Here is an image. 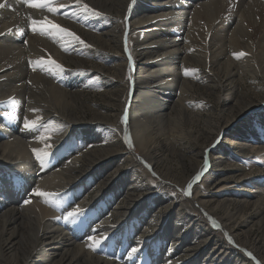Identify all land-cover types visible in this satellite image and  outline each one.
<instances>
[{"label": "rangeland", "instance_id": "rangeland-1", "mask_svg": "<svg viewBox=\"0 0 264 264\" xmlns=\"http://www.w3.org/2000/svg\"><path fill=\"white\" fill-rule=\"evenodd\" d=\"M57 1L52 6L59 7L61 3H66L65 0ZM261 1L264 3V0ZM2 2L6 5L7 0ZM33 2L40 3L41 0H33ZM135 2V0L129 1L128 9L126 8L123 15L112 11V15L108 16L110 22L102 20L101 23L100 21L99 23H89L88 19L83 22H75L80 30L73 29L72 33L70 32L72 38L66 52L73 53L79 58H83L84 61L80 63L79 60H76V62L69 58H63L64 65L60 66L61 69L59 70H66L68 75H75L73 78L80 76V80L83 81V88L78 99L66 98L67 103L71 105L74 112L75 122L60 116L58 109V111L54 112L51 109L43 108L39 110L40 117L35 119L36 126L33 128L37 129V131L34 134V129H26L25 124H22V128H25L22 130L13 124L14 129L11 128L9 130V127H6V129L12 130L11 134L22 135L23 138L28 136L35 137L40 143V147L36 148L38 154H43L46 149L49 151L48 156L45 157V164L41 167L36 155L33 154V150L30 151L32 147H30L31 149L29 148L32 155L31 160L37 165L36 168L39 171L37 173L40 175L52 171L55 169L54 167H61L60 165L63 162V165L67 167L71 160L70 157L75 156L79 151L88 156H94L100 149H108L107 152L116 150V156L113 155L114 157L98 165H92V161L97 158L92 160L83 158L76 165L77 172L85 173L84 177L86 178L83 177L84 180L92 183L83 189L87 198L80 206L81 209L89 211L85 212L87 220L84 218L85 220L83 221L85 215L76 222L70 223H65L62 218L55 219V223L62 227L64 232L69 231L73 234V237L80 238V240L83 238V240H87L89 236L100 235L101 232L107 234L109 239L97 251H93L91 247V252L94 255L107 257L110 260L124 264H135L138 258L144 261L149 260L153 256L154 248L157 253L160 252L158 253L159 258L161 255L164 259L168 258L165 264H169L173 260L176 261L175 264H190L189 259H191L192 253L196 249L199 250L197 247H200L201 250L198 251L200 255H196L198 259L192 264H216L209 263L207 257L213 255V247L218 242L221 244L222 249L226 251V257L218 264H264V193L262 192L263 195L261 194L262 189H264V156L263 160L257 159L256 154L249 147L252 143L248 142L245 136H236L239 135L238 133L243 127L251 126L254 128L260 121L264 122V77L258 73L252 76L250 73L244 72L233 80L226 81L224 67L208 74L205 73L203 62L188 55L184 58V61L189 67L188 71L190 74H185L184 77L188 78L189 84L185 86L184 90L180 86L170 87L167 85L165 87L162 86L163 89H161L155 83L151 85V89L154 88L153 90L158 91V97L162 100H167L169 103L166 114L171 118V121L168 122V126L155 129L153 135L147 139L149 141L144 143L138 141L137 138L142 136V134H148L147 129L151 124V119L145 116L133 122L128 120L129 116H135L146 111L145 108H138L137 105L134 106V110L128 108L131 105L130 102L134 103V99L131 97L134 95V84L136 83L134 72H132L134 68L129 63L132 59V52L127 38L129 29H134V27L129 28L128 22H130L131 9L135 6ZM188 2L192 1L189 0ZM147 5L149 4L146 3ZM2 9L4 7L0 8V11ZM10 10H12V7ZM36 10L46 11L47 9L36 8ZM118 11L122 12L123 9L119 8ZM121 23L124 30L122 41L125 48L122 47L129 53V58L124 53V50H122L124 55H114V52L112 53V50L101 41H98L94 52L85 49L83 46L79 47L81 43L75 38L78 36L84 41L81 45H86L88 38L82 34V31L94 33L97 37L104 31H110L112 26ZM207 26V22L196 23V21L191 20L190 26H187L186 45L211 39L207 32L204 31ZM41 27L35 28L38 34L43 35L42 37L46 39L49 37L48 32L50 29ZM252 28L253 26L249 28V31ZM11 30L12 28L6 29L0 36L6 33L11 34ZM181 31L183 32V30L177 31V34L182 35ZM41 32L44 34H41ZM238 36L240 37L241 34H238ZM247 36L248 34L246 37L242 36L241 39L237 37L233 40L229 38L223 39L217 43V47H220L222 52L231 51L244 46V41L249 42ZM102 38H105V36ZM145 38L152 40L151 36ZM17 43L20 44V40H17ZM186 45H184L185 48ZM263 46L264 42L254 44L250 42V47H253L257 56H264V52H261ZM198 50L200 53L210 51L203 47ZM44 59L39 58V61L36 60L35 62L39 63L41 61L40 63H42ZM124 61L127 64V68L126 70H121L119 66ZM262 61L258 60L256 66L258 67ZM52 62L57 65L55 61ZM150 65L152 67L151 63ZM30 66L28 65L29 70ZM230 67L236 73L235 68L237 69V67L233 64ZM6 68L9 69V67ZM6 68L0 71L2 72ZM152 69L154 68L152 67ZM48 72L45 71L44 75H46V78L54 80L55 83L63 80V77L61 75L58 76L54 71L53 73L51 71ZM121 78H124L123 82H121ZM110 79L116 82L112 85L109 82H105ZM79 84L80 82L76 85ZM76 87L74 86V90H76ZM175 87L176 92H174ZM230 91L233 93L229 94ZM38 93H40L38 98L44 104H54L61 101L59 97L53 95L45 88H41V92ZM240 93L244 95L246 100L255 104V108L242 114L234 121L233 125L220 130L240 110ZM167 96H170V98L168 99ZM181 98L185 100L183 108L186 116L184 119L177 112L179 110L178 102ZM35 100L37 99L35 98ZM151 118L154 117L151 116ZM154 119L156 122L158 121V119ZM0 124H3V122L1 121ZM92 125L96 126V131L100 134L96 141H91L89 138L85 139L84 134L81 133ZM239 125L241 126L237 127ZM227 131H233L232 135L234 136H226ZM130 135L134 136V139ZM3 138L0 137V141H3ZM263 143L264 140H260L255 146L258 147ZM48 144L51 145L50 148L46 147ZM130 144L131 147L129 146ZM147 148L152 150L154 159L141 157ZM129 151L134 155V164L128 159L127 153ZM220 160L228 162L223 164V161ZM205 161H207L206 172L203 175L199 174V178L194 180L195 176L192 166L197 162L205 165ZM0 166L6 167L8 165L2 164ZM98 166H104L103 177H113L109 187L105 189V193L111 192L113 187H117L121 179L124 180L125 185L128 183L126 187L133 190V199L137 198L140 200L141 209L138 214L135 213L137 214L135 215L136 217L134 215L128 218L121 216L126 209H131L135 212L134 209H136L137 205L139 206L134 201V206H132L133 203L127 204L126 196L123 194L117 196L118 198L114 199V201L110 198L97 199L96 195L100 194L101 191L99 185L101 177L95 176L94 173L98 171ZM6 170L7 173L5 172ZM6 170L0 174L1 176L2 174L6 175L5 184H2L0 189H3L5 198L13 196L18 204L21 206L25 205V199L28 201V198L25 197L22 200L19 198L23 197L22 194L26 193L27 189L24 188L21 192H16L15 180L18 179L13 177L12 168L9 167ZM144 172L147 173L146 176L143 175ZM74 173L76 174V172ZM226 176L234 177V180L229 178L225 182ZM38 177L40 179V176ZM194 183H210L209 186H202L196 190V196L201 199L203 195H207V199L204 197L199 203H194L195 206L191 205L192 211H186L183 205L187 202V195L184 192L188 191L189 185L192 188V185H195ZM222 194L225 195L223 196L224 198L227 196L226 200L228 202L225 205H223L225 203L223 202L224 198L220 197ZM190 197L192 199L194 194ZM155 201H160V204L152 207ZM95 206L103 209L100 216H95L96 213L94 212L99 211V209H94ZM187 215H190L192 219H186ZM205 216L211 218L213 224L208 221V226L213 228L214 231L213 238L210 237L204 243L203 240L205 238L200 236V232L197 233L198 229L194 225V221L198 217L205 218ZM102 217H108L107 227L101 224L96 228H87L90 224L87 223L88 221L93 219L91 224L97 225ZM137 220L140 225L143 224L145 226V230H140L138 233H131L132 235H130L128 231L137 225ZM98 228L102 229L99 231L100 234L98 233ZM105 228L106 231H104ZM161 238L166 242H163L160 249L156 250V243ZM132 242L138 243L135 246L138 248V252L129 257L128 252L131 249ZM90 244L91 242H88V245ZM93 244L92 242L91 245ZM149 245L154 247L151 248ZM103 246L108 248L104 250L105 247L103 248ZM22 248L21 245H13L8 251L7 258L2 260L0 264H44L31 251L27 253V260H24ZM65 249L67 248L65 247ZM72 255L70 251L54 250L50 264H65L70 261L69 259ZM147 262L150 263V261ZM73 263L76 264L71 262V264ZM143 263L145 264V262Z\"/></svg>", "mask_w": 264, "mask_h": 264}, {"label": "bare ground", "instance_id": "bare-ground-1", "mask_svg": "<svg viewBox=\"0 0 264 264\" xmlns=\"http://www.w3.org/2000/svg\"><path fill=\"white\" fill-rule=\"evenodd\" d=\"M2 1L3 0H0V2ZM55 1L58 2L57 0ZM65 1L73 5V7L62 9L64 13H67L66 15L27 7L23 4L24 0H7L6 8L4 7V9L0 11V34L6 31V29L12 28L11 34L6 33L0 36V70L9 67V69L6 68V70L2 72L0 71V122H3V124H0V137H4L3 141H0V165H8L6 167L0 166V174L4 172L6 168H12L13 177L18 179L15 180L16 192L19 193L24 188L27 189V192L22 194L23 197L19 199L22 200L26 197L28 201H31L21 206L17 203L15 197L5 198L2 191L3 189H0V263L7 258L8 251L13 245H21L23 247L21 251L24 255V260H27V253L31 251L34 256L40 259L44 264H50L53 259L52 255L54 250L57 251L58 249L64 252L70 251L73 254L69 259L70 261L65 264H71V262H75L76 264H124L119 261L115 262L110 260V258L107 257L94 255L91 252V247H88V242L92 244L93 241H89L88 239L83 240L84 238L80 240V238L73 237L72 233L66 230V232H64V229L55 223V219L61 218L64 212L70 211L76 206L80 207L81 203L86 201L87 196H85L86 193L83 192V189L90 186L92 183L84 180V178H86L84 177L85 173L77 172V163L83 158L88 160L97 158L92 161V165L95 166L96 164L98 165L116 156V150L107 152L108 149H100L94 156H88L79 151L78 154L70 157L71 160H68L69 163L67 167L63 165V162L60 165L61 167H54L55 169L52 171L40 175L37 173L39 172L38 168H36L37 165L31 160L32 155L30 154V151L40 147L38 140L31 136L23 138L22 135L11 134L10 132L12 130L9 131L13 128L12 124L21 130L25 129L24 127L22 128V124H25V120L35 121V119L40 117L39 110L43 108L51 109L54 112L59 110L60 116L69 118L72 122L76 121L71 105L67 103L66 98H73V100L78 99L81 94L80 91L83 88V81L80 80V76L73 78L75 75H68L66 70L59 71L61 69L60 66L64 65L63 58H69L75 61L79 60L80 63L84 61L83 58H79L73 53L66 52L70 44V39L72 38L70 32L73 29L80 30L75 22H83L85 19H88L89 23H99V21L101 23L102 20L110 22L108 16L112 15V11H116L117 14L122 13L123 15L126 8L128 9L127 6H129L128 4L131 0H80L79 6H75V0ZM135 1V6L131 9L132 15L130 22H128L129 28L134 27V29H129L127 34L129 36L127 38L132 52V59L129 63H131V67L134 68L132 72H134L136 83L134 84V95L131 97L134 99V103L130 102L131 105L128 108L134 110V106L137 105L138 108H145L146 111L138 113L135 116H129L128 120H132L133 122L145 116L151 119V124L147 129L148 134H142V136L137 138L138 141L143 143L149 141L147 139L153 135L155 129L168 126V122L171 121V118L166 114L169 103L167 100L159 98L158 91L153 90L154 88L151 89V85L155 83L159 85L161 89H163L162 86L165 87L167 85L170 87L180 86V88L183 87L184 90L185 86L189 84L188 78L184 77L185 70L189 69L184 61V58L188 55L204 63L205 73L210 74L216 69L220 70L222 69L221 67H224L226 81H231L244 72L250 73L252 76L258 73L264 77V56H257L253 47H250V42L253 44L264 42V3L261 0H191L192 2H188L189 0ZM85 3L96 12H99L100 15L84 12L82 8ZM146 3L149 5L146 6ZM56 4L59 5L58 3ZM11 7L12 10H10ZM119 8L123 9V11L119 12ZM45 17H47V20L52 21V23L59 25L60 28H51L45 20ZM32 20L42 23L32 25ZM191 20H194V22L196 21V23L207 22L208 26L204 31L207 32L211 39L186 45V34H188L187 26H190ZM255 25L257 26L255 27ZM38 26L49 28V37L54 41L47 39L49 37L44 39V37H42L43 35L41 36L37 31L34 33L31 30L32 27ZM61 26L63 29H66V31L61 32ZM240 26L242 27L240 28ZM252 26L253 28L249 31V28ZM180 30H183V32L181 31L183 33L182 35L177 34V31ZM123 31L122 23L112 26L110 31H104L99 35L101 37H96V35L91 32L82 31V34L88 38V43L86 45L79 44V47L83 46L85 49L94 52L98 41H101L112 50V53L114 52V55L118 56L123 54L122 50H124V43L122 41ZM238 34H241V36L239 37ZM247 34L249 42L244 41V46L227 52H222L220 51V47H217V43L223 39L229 38L233 40L235 37L241 39L242 36L246 37ZM103 36H105V38H102ZM149 36H151L152 40L145 38ZM17 40H20V44L17 43ZM184 45H186V48ZM202 47L210 51L200 53L198 49ZM261 52H264V46ZM124 53L129 58V53L127 51ZM240 53L244 55H239ZM39 58H45L46 61L44 59L42 63H40L41 61L39 63L35 62L36 60L39 61ZM258 60L263 61L257 67L256 63ZM52 61H55L57 65ZM150 63L154 68L152 70ZM231 64L237 67V69L235 68L236 73H234L233 69L230 67ZM28 65H31L30 70L28 69ZM119 68L121 70H126V62L124 61ZM45 71H51L52 73L54 71L58 76L61 75L63 80L55 83L54 80L52 81L46 78V75H44ZM125 73L127 74V72ZM187 74H190V72L187 71ZM180 77H182V79H180ZM123 81L124 78H121V82ZM78 82H80V84L76 85ZM105 82H109L112 85L116 81L110 79ZM74 86H78L76 90H74ZM176 87L174 92H176ZM41 88L47 89V91L59 97L62 102L44 104L38 98V94H40L38 92H41ZM232 93L233 92L230 91L229 94ZM167 97L168 99L170 98V96ZM240 97V110L232 117L230 122L220 130H223L229 125H233L234 121L242 116V114L250 112V110L255 108V104L246 100L242 93H240ZM35 98L37 100H35ZM178 103L182 105L178 104L179 110L177 112H179L184 119L186 116L183 108L185 100L181 98ZM33 109H35V111H33ZM151 116L158 119V121L156 122ZM263 123L264 122L260 121L254 128L251 126H247L246 128L243 127L238 133L239 135H236L245 136V139L252 143L249 147L254 151L257 159L261 160H263L264 156V143L258 147H256L255 144L260 140H264ZM240 126L241 125L237 127ZM6 127H9V130L6 129ZM115 128L120 131L116 126ZM220 130L219 132H221ZM35 131H37V129L33 130V134ZM81 133L84 134L85 139L89 138L91 141L98 140V135H100L96 131L95 125L89 126L85 132L82 131ZM226 134V136H234L232 135L233 131H227ZM131 137L134 139V136ZM30 147H32V149ZM29 148L31 149L30 151ZM45 151H47V149ZM47 152L49 153V151ZM127 154L129 156V161L134 164V155H132V152L129 151ZM141 157H150L154 159V154L152 150L147 148ZM227 162L228 161H223V164ZM98 167V171L94 173L95 176L101 177L99 180L101 191L100 194L98 193V195H96L97 199L101 200L103 198L102 200H104L105 198H110L114 201V199L118 198L117 196L123 194L126 196L127 204H131L134 201V203L139 204V206H136V209H134L135 212L131 209H126L121 216L123 218H128L133 215L136 217L135 215H137L141 209L140 200L137 198L133 199V190L126 187L128 183L125 182V185L124 180L121 179L117 187H113L114 191L112 190L111 192L105 193V189L109 187V183L113 177H103L104 166ZM206 168V165H201V163L197 162L192 166L194 176L196 177L198 173L203 175L206 172ZM5 172L7 173V170ZM74 172H76V174ZM143 175L146 176L147 173L144 172ZM38 176H40V179ZM5 177L6 175L4 174H2V176L0 175V186L5 184ZM229 178L234 180V177L226 176L224 181L227 182ZM194 184L195 185H192V188L189 187L187 191L189 193L187 195V202L183 205L186 211L191 210V205L195 206L194 203H199L204 197L207 199V195H203L201 199L199 196H196V190L202 186L207 187L210 183ZM37 189L58 195L51 197V204L46 203L45 197H39L33 194ZM262 192L264 193V189H262L261 194ZM192 194H194V197L191 199L190 196ZM223 196L225 195L222 194L220 197ZM226 197H223V202H225L223 205L228 202ZM160 201L153 202L152 207L158 206ZM66 202L68 203L66 204ZM134 203L132 206H134ZM89 208L91 207L89 206ZM94 209H99L98 212H94L96 213L95 216H100L103 212V209L96 206ZM59 215H61V217H59ZM189 216L190 215H187L186 219L191 220L192 217ZM84 218L87 220L86 215L83 217V221L85 220ZM92 221L93 219L88 221L87 223L90 224L88 227H84L91 229L101 224L106 226L109 219L108 217H102L97 225H92ZM208 221L212 223L209 216H205V218L198 217L194 221V225L198 229L197 233L200 232V236L205 238L203 240L204 243L210 237L213 238L212 235L214 230L208 226ZM136 224L138 228L136 226L132 227L131 230L128 231L130 235L138 233L140 230H145V226L143 224L140 225L138 220ZM216 225L220 226L219 224ZM97 230L99 233L102 229L98 228ZM104 231H106V228ZM94 236L99 237L100 235L96 234ZM163 242L166 241L162 238L158 240L156 243V250L160 249ZM137 245L138 243L132 242L131 247ZM65 247L67 249H65ZM149 247L153 248L154 246L149 245ZM103 248L105 250L108 247L103 246ZM197 248L201 250L200 247ZM213 249V255L207 257L208 262L218 264L226 257V251L222 249L221 244L218 242H216ZM153 250V256L151 258L149 257L150 259L147 260L150 261V263L138 258L137 261L135 260V264H144L143 262H145V264L167 263L166 260L168 258L164 259L162 255L159 258L158 253L160 252L157 253L154 248ZM199 250L196 249V251L192 253L191 259H189L190 264L198 259L196 255H200L198 254ZM102 254L104 253L102 252ZM175 263L176 261L173 260L169 264Z\"/></svg>", "mask_w": 264, "mask_h": 264}, {"label": "snow or ice", "instance_id": "snow-or-ice-1", "mask_svg": "<svg viewBox=\"0 0 264 264\" xmlns=\"http://www.w3.org/2000/svg\"><path fill=\"white\" fill-rule=\"evenodd\" d=\"M55 3V0H41L40 3H34L33 0H24V4L27 7H33V8H46L48 12L50 13H58V14H62V15H66L67 13H64L62 11V9L65 8H70L73 7L72 4H68V3H61L59 5V7H54L52 6ZM80 5V0H75V6H79ZM6 5L3 3H0V8L5 7ZM82 10L84 12L87 13H92L95 15H100L99 12H96L94 9L90 8L88 4H83V8ZM45 20L47 21L48 25L51 26V28H60L59 25L52 23V21L47 20V17H45ZM37 23H42V22H38L36 20H32L31 24L32 25H36ZM34 33L37 31V29L35 27H32L31 29ZM60 31H66V29H60ZM41 34H44L43 32H41ZM81 44L84 43V41L82 39H80L78 36L75 37ZM235 55V54H234ZM239 55H244L243 53H240ZM31 63V62H30ZM188 70H185V74H187ZM33 111H35V109H33ZM122 122H123V117H122ZM25 128L26 129H31L33 127L36 126V122L35 121H28L25 120ZM125 139H127V137H125ZM131 147V144L129 145ZM46 147L50 148L51 145H46ZM33 154L36 155L37 160L40 162L41 167L44 166L45 164V157L48 156V152L45 151L43 152V154H38V150L33 149ZM205 165H207V161H205ZM199 178V173L197 174V176L195 177V179ZM189 187H191V185H189ZM35 196H39V197H45V202L46 203H50L51 204V197H53L54 195H58V194H53V193H47V192H43L39 189H37L34 193ZM185 195H188L189 193L187 191L184 192ZM31 201H25V203H30ZM85 215V210L81 209L79 206H76L74 208H72V210L70 211H66L62 214V219L65 221V223H70V222H76L77 220H79L82 216ZM109 239V237L107 236V234L105 233H101L99 237L96 236H89L88 240L89 241H93L94 242V246L93 245H89V247H92L93 251H97L104 242H106V240ZM138 252V248L136 247H131L130 251L128 252L129 257H131L133 254Z\"/></svg>", "mask_w": 264, "mask_h": 264}]
</instances>
